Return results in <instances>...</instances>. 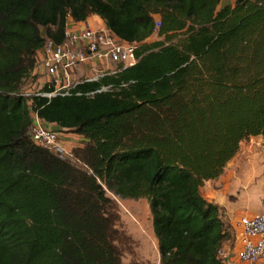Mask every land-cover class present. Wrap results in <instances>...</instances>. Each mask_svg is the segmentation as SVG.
Returning <instances> with one entry per match:
<instances>
[{"label":"trees","instance_id":"trees-1","mask_svg":"<svg viewBox=\"0 0 264 264\" xmlns=\"http://www.w3.org/2000/svg\"><path fill=\"white\" fill-rule=\"evenodd\" d=\"M228 1L0 0V264H124L106 190L148 202L160 264H230L219 252L235 233L201 188L241 142L264 144V0ZM91 16L138 63L71 96L22 97L45 41ZM32 113L83 138L71 160L32 143Z\"/></svg>","mask_w":264,"mask_h":264},{"label":"built area","instance_id":"built-area-1","mask_svg":"<svg viewBox=\"0 0 264 264\" xmlns=\"http://www.w3.org/2000/svg\"><path fill=\"white\" fill-rule=\"evenodd\" d=\"M136 50L135 44L119 39L105 26L93 27L88 23H75L66 28L64 40L60 44L51 40L45 41L35 58L32 74L36 79L32 84L24 86L20 95L30 101L34 97L51 99L71 96L79 84L95 82L106 75H114L134 67L138 63ZM84 64L89 66L81 73L79 69ZM109 91L111 87H103L86 95ZM29 133L35 146L53 150L61 160L72 159V150H68L62 142V132L48 127L34 113L31 114ZM77 147L80 146L74 148ZM234 231L238 243L233 254L235 260L242 264L264 261V213L240 217ZM219 255L229 257L224 247Z\"/></svg>","mask_w":264,"mask_h":264},{"label":"rangeland","instance_id":"rangeland-1","mask_svg":"<svg viewBox=\"0 0 264 264\" xmlns=\"http://www.w3.org/2000/svg\"><path fill=\"white\" fill-rule=\"evenodd\" d=\"M228 0H224L223 5L232 4ZM156 37H151L148 41L153 42ZM30 79L25 86L34 82ZM63 135L76 137L77 145H84L83 138L74 132H62ZM76 145V146H77ZM238 154L228 163L226 171L233 172L235 178L240 180L239 190L241 194H246V191L251 193L253 190L260 189V198L264 199V153L260 157L257 166V173L251 176H246L244 168L246 156L243 155L244 149L241 148H264L262 137H252L240 144ZM227 164V165H228ZM251 189V190H250ZM106 190V189H105ZM108 198L113 200L117 206L119 221L117 229L123 232L131 241L127 251L123 254L122 262L124 264H160V255L158 251V242L153 231L152 216L149 204L145 199H122L112 192L106 190ZM234 231V228H232ZM229 258L232 257L237 247L235 241L227 246Z\"/></svg>","mask_w":264,"mask_h":264},{"label":"crops","instance_id":"crops-1","mask_svg":"<svg viewBox=\"0 0 264 264\" xmlns=\"http://www.w3.org/2000/svg\"><path fill=\"white\" fill-rule=\"evenodd\" d=\"M93 27L104 26L102 20L97 16L89 17L85 22ZM75 22L72 19H68L67 28L72 27ZM88 64H84L80 67L79 71L82 73L88 69ZM48 127L56 131H60L59 128L54 125L47 124ZM80 137V136H78ZM62 142L68 150H73L76 147V137L62 134ZM244 149L243 155L245 159L244 168L246 169V176H251L256 171L258 161L264 153V148H241ZM240 150V148H239ZM264 157V156H263ZM229 167V164L227 165ZM240 180L235 178V174L230 171L224 170V173L216 180H211L205 183L201 188L202 196L209 202H213L221 209L225 219L229 222L230 226L234 228L237 220L242 216H251L264 213V199L260 198V189L253 190L251 193L246 191V194H241L239 190ZM251 190V189H250ZM235 233V231H234ZM236 247L238 243L235 240ZM227 245H224V249L227 254ZM237 250V249H236ZM234 254V253H233ZM230 264H242L238 263L234 256L229 258ZM257 264H264V261H260Z\"/></svg>","mask_w":264,"mask_h":264}]
</instances>
